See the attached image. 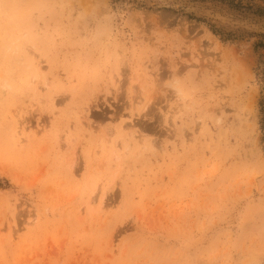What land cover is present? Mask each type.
Segmentation results:
<instances>
[{"label":"rangeland","instance_id":"1","mask_svg":"<svg viewBox=\"0 0 264 264\" xmlns=\"http://www.w3.org/2000/svg\"><path fill=\"white\" fill-rule=\"evenodd\" d=\"M223 1L0 0V264H264V18Z\"/></svg>","mask_w":264,"mask_h":264},{"label":"trees","instance_id":"2","mask_svg":"<svg viewBox=\"0 0 264 264\" xmlns=\"http://www.w3.org/2000/svg\"><path fill=\"white\" fill-rule=\"evenodd\" d=\"M260 1L264 4V0H227L223 1L228 4L232 10H235L241 16L248 18L247 16H254L258 18H264V5H258L255 2ZM213 32L217 36L223 37L224 41H234L240 39L241 36H237L233 33H223L221 30L213 29ZM264 38V34L262 35ZM262 44V43H261ZM257 45L259 47H264V45ZM264 105V104H263Z\"/></svg>","mask_w":264,"mask_h":264}]
</instances>
